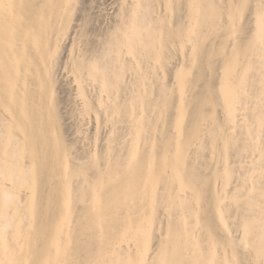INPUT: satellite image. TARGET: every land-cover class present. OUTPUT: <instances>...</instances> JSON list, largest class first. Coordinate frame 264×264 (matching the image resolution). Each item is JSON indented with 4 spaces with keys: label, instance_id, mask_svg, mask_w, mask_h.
<instances>
[{
    "label": "bare ground",
    "instance_id": "6f19581e",
    "mask_svg": "<svg viewBox=\"0 0 264 264\" xmlns=\"http://www.w3.org/2000/svg\"><path fill=\"white\" fill-rule=\"evenodd\" d=\"M114 1L0 0V264H264V0Z\"/></svg>",
    "mask_w": 264,
    "mask_h": 264
},
{
    "label": "rangeland",
    "instance_id": "374dc122",
    "mask_svg": "<svg viewBox=\"0 0 264 264\" xmlns=\"http://www.w3.org/2000/svg\"><path fill=\"white\" fill-rule=\"evenodd\" d=\"M90 1H92V2H94V1L97 2V1H98V2H99V0H94V1H93V0H90ZM113 1H114V0H103V1L100 0V2H99V3L97 2V4L95 3V5H93L94 3L91 2V3H92V4H91V5H92V8H91V9H92V11H95V12H93V13H94L95 15H96V13H97L96 11H99V13H100V15H99V13H98V17H97V19L99 18V20L101 21V19H102L101 16L103 15V14L101 15V11L104 12V16H105V14H106L108 11H109L108 13L111 12L110 10H112V9H109V10H107V9H108L109 7H110V8H113V6H115V3L113 4ZM101 2L103 3L102 6H97V5H100ZM111 2H112V4H111ZM114 2H116V0H115ZM110 4H111V5H110ZM103 5H105V6H103ZM112 5H113V6H112ZM93 6H94V7H93ZM111 6H112V7H111ZM102 7H105L104 10H103ZM101 9H102V10H101ZM105 10H106V11H105ZM108 13H107V14H108ZM96 16H97V15H96ZM104 16H102V17L104 18ZM100 18H101V19H100ZM102 21H103V20H102ZM98 22H99V21H98ZM101 23H102V22H101Z\"/></svg>",
    "mask_w": 264,
    "mask_h": 264
}]
</instances>
